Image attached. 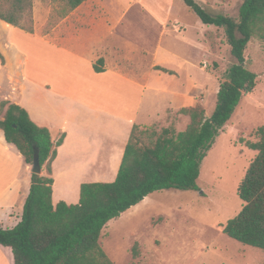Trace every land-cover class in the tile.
<instances>
[{
    "label": "rangeland",
    "instance_id": "rangeland-1",
    "mask_svg": "<svg viewBox=\"0 0 264 264\" xmlns=\"http://www.w3.org/2000/svg\"><path fill=\"white\" fill-rule=\"evenodd\" d=\"M195 1L211 15L222 14L236 21L244 2ZM60 11L55 0L34 1L39 36L48 31L49 35L73 39L80 36L79 31L114 29L108 34L99 30L98 37L107 39L98 46L94 44L98 55L108 56L114 66L138 83L158 91L148 92L141 107V99L134 92L124 104L130 118L140 112L137 122H142L145 111L153 106L161 111L158 122L139 126L141 129L184 131L189 118L180 110L187 107L201 106L207 118L212 116L220 86L236 60L224 30L204 25L182 0H87L65 18H59ZM245 56L250 70L258 75V84L252 94L242 98L208 153L198 180L200 191H158L110 221L100 243L115 264H264L263 250L246 246L223 232L244 207L238 188L257 155L247 144L258 142L259 129L264 128V41L252 39ZM58 57L51 53V64L35 63L41 72L42 65L49 70L52 79L61 72L65 76L82 68L83 64L72 61L77 56L65 57L70 61L56 67ZM37 68L32 66L34 77L39 75ZM114 101L116 112L123 111L118 108L122 99ZM8 251L13 257L12 250Z\"/></svg>",
    "mask_w": 264,
    "mask_h": 264
},
{
    "label": "trees",
    "instance_id": "trees-1",
    "mask_svg": "<svg viewBox=\"0 0 264 264\" xmlns=\"http://www.w3.org/2000/svg\"><path fill=\"white\" fill-rule=\"evenodd\" d=\"M34 1L0 0V20L34 34ZM55 1L61 7L59 18H65L87 0ZM182 1L204 25L224 30L236 60L220 86L212 116L207 118L201 106L181 109V115L189 118L181 132L167 128L158 133L135 125L116 180L82 184L78 204L53 203L52 165L65 135L54 141L51 131L36 125L26 109L10 101L0 102V130L6 141L31 166L38 153L42 168L41 175L32 173L22 221L13 229L0 225V247L12 250L13 264H115L100 243L110 221L155 192L200 191L198 180L208 153L242 98L257 87L258 75L250 70L245 52L252 39L264 41V0H244L239 21L222 14L211 15L195 0ZM155 70L175 75L162 67ZM259 136L258 142L247 144L257 155L238 188L244 207L223 232L264 251V128L259 129ZM133 256H138L135 250Z\"/></svg>",
    "mask_w": 264,
    "mask_h": 264
},
{
    "label": "crops",
    "instance_id": "crops-1",
    "mask_svg": "<svg viewBox=\"0 0 264 264\" xmlns=\"http://www.w3.org/2000/svg\"><path fill=\"white\" fill-rule=\"evenodd\" d=\"M93 30L62 39L53 33L39 36L37 27L29 34L0 20V102L26 109L36 125L51 131L54 141L65 135L52 165L54 205L78 204L84 183L114 182L133 127L151 126L160 118L155 106L145 111L142 122H137L140 112L134 119L127 116L124 104L131 92L140 97L141 107L148 92L158 91L138 83L108 56L98 55L94 44L106 38L98 37L99 30L108 34L114 29ZM51 53L59 55L56 67L70 61L65 57L77 56L72 61L83 64L82 68L65 76L52 73V79L43 68L51 64ZM35 62L43 63L42 72ZM32 66L38 67L37 77L31 73ZM114 98L122 99L118 108L123 111L116 112ZM31 183L32 166L0 130V225L4 229L22 221ZM0 264H13L7 248L0 247Z\"/></svg>",
    "mask_w": 264,
    "mask_h": 264
},
{
    "label": "water",
    "instance_id": "water-1",
    "mask_svg": "<svg viewBox=\"0 0 264 264\" xmlns=\"http://www.w3.org/2000/svg\"><path fill=\"white\" fill-rule=\"evenodd\" d=\"M32 173L33 174H38V175H41L42 174V168L40 166V161H39L38 153L35 156L34 164L32 165Z\"/></svg>",
    "mask_w": 264,
    "mask_h": 264
}]
</instances>
